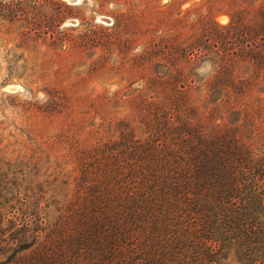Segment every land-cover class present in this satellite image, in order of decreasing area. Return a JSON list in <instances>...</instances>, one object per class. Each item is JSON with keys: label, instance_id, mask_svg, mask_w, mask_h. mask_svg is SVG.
<instances>
[{"label": "trees", "instance_id": "obj_1", "mask_svg": "<svg viewBox=\"0 0 264 264\" xmlns=\"http://www.w3.org/2000/svg\"><path fill=\"white\" fill-rule=\"evenodd\" d=\"M239 38L264 65V24L240 31L202 83L223 115L187 102L194 79L172 64L150 79L164 102L148 101L144 137L118 121L110 139L77 149L65 205L63 176L41 172L40 156L0 157V264H264V76L235 75Z\"/></svg>", "mask_w": 264, "mask_h": 264}, {"label": "rangeland", "instance_id": "obj_2", "mask_svg": "<svg viewBox=\"0 0 264 264\" xmlns=\"http://www.w3.org/2000/svg\"><path fill=\"white\" fill-rule=\"evenodd\" d=\"M261 24L264 0H0V157L40 156L41 172L52 165L47 173L63 176L54 194L65 205L79 182L77 149L110 139L118 121L144 137L148 101L164 102L150 79L168 77L172 64L194 79L187 102L223 115L220 94L202 83L239 32ZM240 41L235 75L263 77ZM221 264L240 263L231 254Z\"/></svg>", "mask_w": 264, "mask_h": 264}, {"label": "water", "instance_id": "obj_3", "mask_svg": "<svg viewBox=\"0 0 264 264\" xmlns=\"http://www.w3.org/2000/svg\"><path fill=\"white\" fill-rule=\"evenodd\" d=\"M79 0H68V2H71V3H77Z\"/></svg>", "mask_w": 264, "mask_h": 264}]
</instances>
